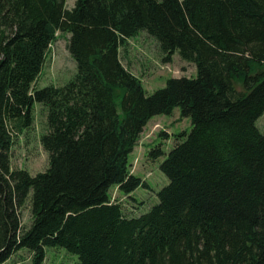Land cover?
I'll list each match as a JSON object with an SVG mask.
<instances>
[{
    "label": "trees",
    "instance_id": "trees-1",
    "mask_svg": "<svg viewBox=\"0 0 264 264\" xmlns=\"http://www.w3.org/2000/svg\"><path fill=\"white\" fill-rule=\"evenodd\" d=\"M140 32L197 76L149 95L121 58ZM58 33L70 34L77 74L38 90ZM35 103L48 111L50 164L32 176L12 169L11 150ZM177 108L190 130L150 153L165 157L169 183L131 218L110 191L146 187L129 157L148 123ZM263 115L264 0H0V264L21 249L43 264L47 247L78 264H264Z\"/></svg>",
    "mask_w": 264,
    "mask_h": 264
},
{
    "label": "rangeland",
    "instance_id": "rangeland-1",
    "mask_svg": "<svg viewBox=\"0 0 264 264\" xmlns=\"http://www.w3.org/2000/svg\"><path fill=\"white\" fill-rule=\"evenodd\" d=\"M76 0H67L68 9L75 6ZM70 34L58 33L56 40L48 50L46 63L34 84L41 90L48 86L63 87L73 80L77 74V63L69 52ZM165 54L160 51L158 42L146 32L128 41L121 50L123 64L142 80L146 92L151 95L164 88L172 78H195L196 66L181 59L176 53L171 62H164ZM241 89L240 87H238ZM33 126L17 135L11 150V166L13 170H25L32 176L45 172L49 168V154L44 149L41 138L48 130V111L38 103L34 104ZM258 127L264 134V115L258 120ZM191 121L182 118L179 108L172 115L155 116L146 126L133 153L129 157L131 172L142 179L146 187L139 188L130 195L113 187L111 195L114 201L121 202L125 213L137 218L149 212L158 203L157 194L169 183L160 169L165 160L162 156L153 160L150 153L157 147L169 153L174 147L176 135L189 131ZM31 202L28 201L20 209L22 229H28L33 221ZM46 258L43 264H78V256L62 247L45 248ZM33 255L27 249L15 252L4 264H32Z\"/></svg>",
    "mask_w": 264,
    "mask_h": 264
}]
</instances>
